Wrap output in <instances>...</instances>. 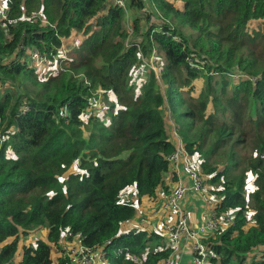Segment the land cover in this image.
<instances>
[{
    "label": "trees",
    "instance_id": "16d2710c",
    "mask_svg": "<svg viewBox=\"0 0 264 264\" xmlns=\"http://www.w3.org/2000/svg\"><path fill=\"white\" fill-rule=\"evenodd\" d=\"M152 1L164 24L141 16L145 0H129V39L126 12L107 0H6L18 22H0V264H65L53 256L64 237L101 249L108 264L168 260L165 237L121 233L136 216L129 189L138 199L170 192L178 147L167 104L217 215L235 212L205 243L211 261L264 264V0ZM75 32L87 38L65 48ZM34 51L50 71L32 64ZM152 57L160 78L150 69L138 86L133 73ZM249 174L255 190L246 193ZM40 230L47 241L20 246Z\"/></svg>",
    "mask_w": 264,
    "mask_h": 264
},
{
    "label": "built area",
    "instance_id": "2783aa9c",
    "mask_svg": "<svg viewBox=\"0 0 264 264\" xmlns=\"http://www.w3.org/2000/svg\"><path fill=\"white\" fill-rule=\"evenodd\" d=\"M107 4L122 8L126 12V19L129 21L130 17L126 0H107ZM38 18L40 19L39 14H32L28 19L34 22ZM0 22L4 28H7L10 24L18 22V20L9 19L6 0H0ZM42 23L46 24L47 22L45 19H42ZM61 53L63 54L65 51L62 50ZM31 60L32 64L36 67H40L43 61L46 63L45 58L36 51L32 52ZM157 68L158 71H161L162 73L163 68L161 66H157ZM153 69L156 72L154 67ZM102 106L101 103L97 104L95 105V109L97 110ZM168 160L170 162V170L175 171L174 173L177 174L178 181L162 203V210L164 212L174 213L175 217L173 222L167 223L165 226H156L155 233L167 238L171 243L173 251L177 248V245L181 240L187 238L192 242L194 264H215L211 261V250L202 239L203 234L205 235L209 231L215 236L219 235L222 231H225L232 225L234 216L230 213L221 216L217 215L216 207L218 200L215 196L209 194L204 177L200 174L194 160H192L182 143H180L177 150L168 158ZM182 171L187 178L191 180V185H187L183 182L181 178ZM190 191L200 194L205 205L209 208L204 224L198 229L192 227L189 215L183 206ZM60 245L61 250L59 251V254H55L53 251V256L54 254L57 255V259H54V263H57L59 258H63L66 260L65 264H108L106 255L105 253H101V249L87 247L81 243L79 238L70 240L69 238L64 237ZM126 257L134 262L139 261L138 257L131 254H127ZM166 264H170V262H167Z\"/></svg>",
    "mask_w": 264,
    "mask_h": 264
},
{
    "label": "crops",
    "instance_id": "0c3cea01",
    "mask_svg": "<svg viewBox=\"0 0 264 264\" xmlns=\"http://www.w3.org/2000/svg\"><path fill=\"white\" fill-rule=\"evenodd\" d=\"M147 2L146 9L142 12V17L146 18L149 16V14L154 15L156 13V5H154L152 0H145ZM171 3H173L178 9H183L184 3L180 0H168ZM131 9V13H132ZM135 14V13H134ZM134 14H132V19H129V21L126 19V27L129 26L131 29H133V19ZM157 23V25L164 24V21L158 17H153V20ZM95 23L94 21H92ZM91 22V23H92ZM128 30V28H127ZM129 31V30H128ZM87 36L83 32H75L71 38H69L67 41L64 42V47L68 48V45H78L81 44ZM165 116L168 123V132L170 135V138L173 143L178 147L180 145L181 140L178 137V134H176V123L173 119L172 112L170 109V106L167 104L165 107ZM195 164L200 163V160L198 157L193 158ZM175 171L169 170V172L165 176V185L166 187L171 190L178 181V176ZM181 178L183 182L187 185H191L192 182L190 179L187 178V176L181 172ZM167 195L164 193L163 189L160 188L158 190L156 198H150V197H143L141 199H138L136 196V192L131 188L129 189L125 195L124 200H132L135 203V209H136V216L134 219L130 220L127 223H124L121 229V233H127L131 230H143L147 231L148 233L155 232L156 226H165L167 223H171L174 221L175 214L171 212H164L162 210V203L165 201ZM183 206L185 208V211L189 215L190 223L193 228L198 229L200 228L205 221V217L208 215L209 208L205 205L204 200L200 196V194L190 191L183 203ZM157 234V233H156ZM39 235V236H38ZM37 236V237H36ZM42 236H45L42 238V240L47 241L48 239V231L47 230H40L39 232H35L32 234L31 237H29L27 240H23L20 243V246H29L31 243H33V240L41 239ZM216 236L209 231L204 235L203 234V241L206 243L210 238H215ZM37 238V239H35ZM167 239V238H166ZM168 241V244L171 245V243ZM0 245V249H1ZM21 252L18 253L17 261L20 260ZM255 254H253L252 257H254ZM257 255V254H256ZM167 262H170V264H194L193 262V254H192V242L190 240L183 239L181 242L177 245V248L173 251L170 258L168 260L162 261L161 264H166ZM249 264V263H248Z\"/></svg>",
    "mask_w": 264,
    "mask_h": 264
},
{
    "label": "rangeland",
    "instance_id": "374dc122",
    "mask_svg": "<svg viewBox=\"0 0 264 264\" xmlns=\"http://www.w3.org/2000/svg\"><path fill=\"white\" fill-rule=\"evenodd\" d=\"M127 1V7H128V4H129V0H126ZM128 13H129V17H130V19H132V14H136V10H132V13H131V11H130V8L128 9ZM134 14V15H135ZM158 16L157 17H159L160 16V14H157ZM153 22H155V21H153ZM126 28H128V32H129V39H131L132 37H133V29L131 30V28L129 27V26H127ZM128 42V41H127ZM128 45H131V44H128ZM151 61H149L148 62V60L147 59H145L144 60V67H140L139 69H137V70H135L134 71V73H133V79H134V82L138 85V86H140L141 84H142V81L144 82V81H146L145 80V76H149V70L150 69H153V67L156 69V73H157V75L159 76L158 78H160V73H161V71H158V68H157V63H156V59L154 58V57H152L151 59H150ZM41 68H40V70L41 71H43V72H48V71H50L52 68H53V66L50 64V63H48V62H46L45 63V61H43L42 62V64H41V66H40ZM239 74H237V73H234L233 74V78H232V81L233 82H240L241 81V78H238L239 76H238ZM44 76H46V75H43V77ZM160 84H161V88H162V90H163V92L165 93V89H166V86L162 83V82H160ZM104 110V107L102 106L101 108H99V109H97V110H95L97 113H100V111H103ZM176 117V116H175ZM177 119V118H176ZM221 168L223 167L224 168V166H220ZM74 169H76V168H74ZM73 171V170H72ZM254 180H255V178H254V176L252 175V174H249L248 175V181H247V187H246V193H250V192H252L253 190H255V185H254ZM134 191H135V188H132ZM232 216H234V214H235V212L234 211H231V212H229ZM250 221V220H249ZM39 236V235H38ZM37 237V236H36ZM45 236H42L41 237V239L42 238H44ZM35 239H37V238H35ZM33 241H36V240H33ZM57 250L55 249L54 250V253L55 254H59V252H56ZM257 252H258V250H256L255 252H254V254L256 255L257 254ZM54 254V259H57V255H55Z\"/></svg>",
    "mask_w": 264,
    "mask_h": 264
}]
</instances>
